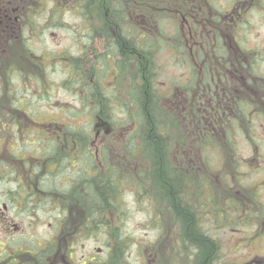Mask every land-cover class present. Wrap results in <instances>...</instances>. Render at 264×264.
Segmentation results:
<instances>
[{"label": "rangeland", "instance_id": "rangeland-1", "mask_svg": "<svg viewBox=\"0 0 264 264\" xmlns=\"http://www.w3.org/2000/svg\"><path fill=\"white\" fill-rule=\"evenodd\" d=\"M37 1L39 7L30 14V16L35 14V26L33 25V33L27 37V40L36 56L43 55L42 62L40 59L37 61L38 58H31L32 62L27 65L20 47H12L6 51L0 50V107L10 105L9 102H13L14 99L24 104L26 114L28 110L31 114H36L33 117L29 115L31 120L26 115L16 118L6 117L5 124L9 126L3 131L0 128V157L7 155L11 157V153L18 155L21 153V157H32L33 149L30 148L31 146L27 147L26 143L34 144L33 129L40 130V127L45 130L52 129L51 123L58 121L71 123L75 129L84 123L85 126H89L88 121L93 120L82 114L75 117L81 107L77 93L82 95L83 87L81 85L73 88L72 85L79 80L77 70L75 69L74 72L72 68L67 69L59 63L63 61L62 59L72 56L79 55L78 57L81 58L80 46L84 41L81 34L87 29L95 30L101 24L103 19L99 5H104L105 0H91L93 6L90 9L91 15L87 19L78 15L75 3L69 7L65 0ZM256 1V3L251 2L249 7L256 4L257 10L251 17L248 15L249 19L245 16L247 19L245 24L238 27L239 35L235 32L234 35L227 32L229 37H227L228 40L225 39L227 44H235L237 40L240 46H245L244 48L249 50L253 49L255 53H258L255 55V64L248 68L250 74L244 76L249 89L244 90V86L239 82L217 81L216 87L225 89L226 94H233L238 103L235 106L233 102L231 108L233 111L230 109V113L221 115L214 124L207 118H203L201 107L195 104V102L200 103L207 91L205 89L207 83L203 82L205 71L196 69L200 79L197 78L195 81L190 77L191 71L182 67V64H185L183 62H186L183 61L184 56L193 60L197 54L195 48L190 52L189 47L192 44L197 45L198 41H202L203 36L212 43L210 31L203 26L194 25L190 17L187 21L184 15L182 16L184 19L182 17L180 19V16L176 17L173 20L176 24L165 27L169 34L180 30L178 40L181 37L179 43L184 47V51L180 56L173 51L157 54L158 65L154 81L157 92L163 97L160 105L167 104L165 99L171 96V88L176 83L199 82V88L175 92L174 95L184 94L182 97L184 105L187 106L183 108L182 113L172 114L170 108L166 109L168 115L166 112V114L159 113L163 122L169 124V128L161 135L164 138L158 152V160L148 141L145 142L144 137L138 136L143 131L139 134L137 130L138 134L135 135L137 138H131L136 149L128 151L123 146L124 138L132 135L134 127L117 129V132L113 134L103 129L100 131L98 129L95 133L96 123L92 128L85 129V134L89 136L90 141H93L85 145L91 148L89 152L94 150L99 152L101 146L104 147L107 161L116 166L120 175L126 176L131 184L125 187V203L120 213L106 212L102 218L103 225L98 231L91 233V236L90 232L82 229L81 226L74 228L76 221L84 219L78 213L79 209L73 207V203H70L67 198L55 200V204L67 211V215L73 220L69 226L66 223L61 231L58 230L57 222L59 221L54 210L57 206L53 202L46 199L42 202L39 213L41 221L38 226L31 227L30 224H26L33 220V206L23 213L26 242L29 243V239H36L41 250L48 252L50 250L49 254L46 253L48 255L44 262H51L54 255L53 241L61 239L70 227L72 233L70 239L73 242L70 249L72 259L66 257V264H83L84 260L86 264H104L112 248L110 247L112 240L116 236L112 229L106 228L111 224V227L118 226L120 235L126 238L123 240V247H126L123 256L127 261L121 264H197V247L187 244L182 246L179 236L181 225L173 220L167 204L163 203L166 197L162 196L163 192L160 190L159 183L153 180L151 185L149 182L152 164L151 174L157 171V166H161L165 175L168 172V174L178 173L180 179L185 177L188 185L185 184L188 187L185 200L190 207L198 212L201 210L200 213H203L202 218L197 214V219L200 221L202 232L212 238L217 245L216 264H244L253 257H264V232L262 231L264 227V107L260 94L264 76V1ZM211 2L212 4L214 2L216 8L225 11L230 0H211ZM40 9L45 11L41 17L38 15ZM54 9H58L56 13L61 15L55 23H52L47 16ZM215 15L216 12L213 11V17ZM244 15L240 17V21L244 20ZM183 20H186L187 24ZM20 24L21 22L18 26ZM214 26L222 28L218 22L214 23ZM17 32L21 34L20 31ZM54 54L60 56L56 57ZM62 55L65 57L62 58ZM201 55L207 58L211 53L206 49ZM227 57V54L216 56L213 53V62L216 65L224 62ZM52 58H56V61ZM82 61L83 64L86 63L84 59ZM177 61L183 62L179 64ZM229 61L238 62L237 54H231ZM6 63L19 65L23 69L19 70L22 74L21 79L6 78L7 70L1 69ZM43 64L51 67L47 70L41 69ZM40 75H43L44 79L37 83L30 78V76L40 78ZM116 80L118 78L115 79L114 74L110 73L103 78L102 83L105 87H109V83ZM211 86L213 89V81ZM121 93L120 89L115 92L119 101L123 99L119 96ZM115 98L111 99L106 109L118 108ZM123 116L122 113H118L114 121L121 120ZM194 120L203 123L205 132L198 131V127L193 123ZM105 124L106 122L103 123L101 120L97 127L105 126ZM16 149H18L17 152H14ZM151 150L153 153L150 154ZM96 162V167L103 174L104 162L101 155L97 156ZM38 172L37 168L36 173ZM200 180L204 181V184H200ZM138 183L141 184L143 193L137 197L135 189ZM69 185L63 179L54 187L63 190ZM150 186L153 187L150 189ZM7 187L11 189L10 185L0 181V211H2L1 204L5 200ZM145 189L150 195L145 194ZM202 204L203 208L200 207ZM67 207L71 208V214H68ZM215 209L222 214L214 221L216 217L212 216L211 212ZM63 219L66 220V218ZM35 248L34 242L26 245L27 251Z\"/></svg>", "mask_w": 264, "mask_h": 264}, {"label": "trees", "instance_id": "trees-1", "mask_svg": "<svg viewBox=\"0 0 264 264\" xmlns=\"http://www.w3.org/2000/svg\"><path fill=\"white\" fill-rule=\"evenodd\" d=\"M235 1L247 2V6L245 7L248 11L247 16L250 15L251 17L252 13L257 10L256 4L249 7L250 3H256V0ZM74 3L78 14L84 19L88 18V16L83 15L84 13L87 15V11L91 15L90 9L93 6L91 0H75ZM103 6L107 14L105 17L103 15L104 11L101 13ZM39 11L40 13L38 15L41 17L45 11ZM57 11L58 9H54L47 18L55 22L61 15V13L57 14ZM99 11L105 22V29L107 31L105 51L95 55L83 52L80 53L81 58L78 57L79 55L72 56L71 58L62 59L63 61L59 63V65H63L67 69L72 68L74 72L76 69L79 80L72 87L78 88L81 85L83 87L82 95L77 93L81 107L78 113L76 112L75 117L82 114L86 118H93V120L88 121L87 125L89 126H85L84 123L80 127H75V129L71 123H64L63 121L52 122V129H41L43 159L41 178L42 182L48 183V186H46L48 189L42 191V198L48 199L50 202L56 199L63 200L66 198L70 200V203L72 202L74 205L73 207L79 209L78 213L84 219L82 221H76L74 228L81 226L82 229L90 232V236L91 233L101 228L103 225L102 218L106 212L114 211L118 214L120 213V209L125 203V187H128L131 181L126 176H121L117 167L107 161L104 154V147L101 146L98 154L89 152L90 148L85 145L93 141L89 140V136L85 134V129L87 127L92 128L96 123L95 133L98 129L99 131L103 129L113 134L117 132V129L134 127L135 129L132 135L124 138L123 146L128 151H132L135 145L131 142V138L136 139L137 137L135 135L138 134L137 132L139 131L140 134V131H143L138 136L144 137L145 142L148 141L149 146L155 151L154 155L156 160H158V152L162 147L161 142L164 138L161 135L169 128V124L163 122V118H161L159 113H167L166 109L169 110V108L173 109L171 111L172 114L177 115L183 112L180 111L182 108H178L176 103L172 104L173 99L170 97L165 99L169 104L161 106L163 97L157 92L155 86L154 79L158 65L156 63L157 54L159 52L164 53V51H173L180 56L184 51V47L179 43L181 38L178 40L180 30H177L176 33L169 34L165 27H171V25L176 24L173 21L174 18L180 16L181 19L184 15L186 18L190 17V19L197 20L198 22L207 20V28L210 30L213 20L215 22L219 20V13L223 15L220 12V8H216L214 2L212 4L211 0H105L104 5H99ZM213 11L216 12L214 17ZM246 20L244 15L243 21H240V19L237 21L236 27L233 29L236 35H239L238 27L245 24ZM167 23L168 25H166ZM235 23L236 20L234 21ZM34 24L35 19L33 17L30 21L29 29L32 30ZM20 31L23 32L22 29ZM211 32L213 38V31ZM20 42L24 48V60H27V65L32 62L31 58H38L37 61L40 59L42 62L43 55L36 56L29 45L27 47L25 46V41ZM211 45H213V42ZM80 49L82 50V46H80ZM208 51H210L211 55L207 58L201 55L202 52L198 51L193 60L184 56L183 61L186 62H182L189 64L187 70L191 71L190 77L193 79H200L197 73L198 69L193 62L203 63L202 71H205V83L212 84L213 77H216L214 76L213 53L217 52L220 55V53L225 54L226 51L220 44L215 46L214 51L213 46ZM241 52L245 56L253 53ZM54 55L56 57L60 56L59 54ZM87 56L89 57V61L85 59ZM61 57L63 58L65 55ZM52 59L56 61V58ZM82 59L85 60V64L82 63ZM177 62L179 64L182 63ZM81 64L85 65L86 68L83 65L81 67ZM6 67L9 68L8 70L6 69L9 72L7 74L9 77L6 76V78L11 80L15 71L14 67L16 66L13 63H6ZM50 67H46L43 64L41 69L47 70ZM110 73L114 74L115 79L118 78L116 80L117 83H115L116 81L111 82L109 83V87H105L102 80ZM43 79V75H40V78L35 76L34 82L37 83V81H42ZM198 84L187 82L185 85H180L176 83L171 88V94H174V91H181L184 88L186 90L199 88ZM176 86L178 87L174 90L173 88ZM117 89L122 90L119 96L123 99L120 101L115 94ZM211 93L213 94V91ZM205 94H208L207 91ZM114 98L115 102L118 103V108L116 110L115 108L112 110L110 108L106 109L111 99ZM9 103L10 105L7 104L4 107H0V110L9 109L11 111L19 109L27 112L21 101H15L13 99V102ZM29 111L28 114H31V111ZM118 113H122L124 116L121 120L114 121V117ZM1 120L2 117L0 116V125L5 128ZM101 120L103 123L106 122L105 126L97 127L101 123ZM193 123L199 124L200 126L202 124L201 121L197 120H194ZM49 126L51 125L49 124ZM77 129L79 130L77 131ZM153 150L150 151V154L153 153ZM100 155L104 162L103 174L96 167V157ZM152 166L150 167L151 172ZM156 168V172L149 173V182L151 185L153 180L159 183L160 190L163 192L162 196L166 197L163 203L165 202L167 204L173 220L181 225L179 236L182 246L187 244L194 248L197 247V264H216L217 245L214 240L202 232L199 221L195 217L196 209L190 207L185 200L188 188L185 177L180 179L178 173L168 174L167 172L165 175L161 166H157ZM63 178H68L65 182L70 185L63 190L57 187L54 189L55 184ZM51 183L54 186H51ZM200 184H204V181L200 180ZM152 187L150 186L149 188L151 189ZM135 190L137 197L143 193L140 183L137 184ZM145 190V194L150 195L147 189ZM203 206L202 204L200 207L203 208ZM58 207L60 212L56 211V213L66 217V212L63 211L61 206ZM67 209L68 214H71V208L67 207ZM121 212L124 213L123 211ZM220 213L216 209V215L219 216ZM62 222L70 225L73 220L68 216ZM109 225L106 228L112 229L111 231H114L116 236L112 240L110 246L112 248H110L104 264H121L127 261L123 256V251L126 248L123 247V240L126 238L120 235L118 226L111 227V224Z\"/></svg>", "mask_w": 264, "mask_h": 264}, {"label": "flooded vegetation", "instance_id": "flooded-vegetation-1", "mask_svg": "<svg viewBox=\"0 0 264 264\" xmlns=\"http://www.w3.org/2000/svg\"><path fill=\"white\" fill-rule=\"evenodd\" d=\"M70 4L74 3L75 0H65ZM234 1L230 4L229 10L225 11L223 18L220 21H216L221 24L222 28L214 26L216 23L213 20V51L216 45H225L223 49L232 50L238 54L240 57L245 55L239 52V47L233 46L229 43L226 45V40L229 35L227 32L232 34V31H229V28H232L234 25V18L239 17L241 14L244 15L248 13L245 7L247 2H242L241 5L235 4ZM37 5L36 0L32 3L30 0H0V40L3 42L0 45V50L6 51L9 48L11 49L10 40L15 38L19 39V33L24 21H26L31 12L35 9ZM104 6L102 7L101 13L104 11ZM83 15L90 16L87 11ZM104 17L107 15L106 12H103ZM247 15V14H246ZM184 19V18H182ZM189 21L188 18H186ZM193 24L202 26L201 22L192 20ZM21 24L18 26V23ZM187 24L186 20H183ZM101 24L95 30L87 29L86 32L81 34L84 41L81 52H87L90 54H99L105 51L106 45V29L105 22H100ZM222 29V30H221ZM112 32V30H111ZM14 34L16 36L14 37ZM183 37V35H182ZM198 41L197 45L189 47L190 52L193 51V48L198 51H205L207 48H204L205 45H208V40ZM228 40V39H227ZM212 44V43H211ZM237 50V51H235ZM89 57L87 56V61ZM95 58V57H93ZM195 63V67L202 69L203 63ZM214 67V76L213 77V89L211 88V83H207V88H205L209 93L205 94L204 97L200 100L198 104L201 107L203 112V118H207L213 124L216 122L221 115L230 113V109L233 106V102L236 104L238 101L235 100L233 94L229 95L225 93V89H218L216 87L217 81H222L226 83L239 82L244 86V90H248L249 86L247 84V79L245 75L250 74L248 68H251V63L242 59L238 62H226L213 64ZM1 69H9L7 67H1ZM14 69H22L21 67H14ZM259 79V78H257ZM1 80V78H0ZM255 80V79H250ZM205 82L206 79H203ZM263 86L261 87L260 94L262 96V104L264 107V76L262 77ZM261 86V80L260 84ZM213 91V94L211 93ZM244 94V93H243ZM181 94L179 95L176 101H172V104H177L178 108H182L180 111H184V99ZM239 106V105H237ZM177 108V109H178ZM233 111V109H231ZM1 117H8L11 115L13 118L25 114L21 110H0ZM264 115V112H263ZM41 132L39 129L35 131L33 141L26 143V146H31L33 149L32 157H21V153L18 155L12 154L0 157V181L10 185L11 189L7 187L4 195V202L1 204L2 211H0V264H43L42 255L40 253L41 246L37 243L36 239H29V243L26 242L25 234V223L22 218V214L30 210V207L34 208V217L32 222L26 223L30 224L31 227L38 226L40 223L39 213L42 206V178H41V146L40 145ZM89 145V144H87ZM89 147V146H88ZM25 149V148H24ZM16 149L14 152H17ZM13 152V153H14ZM97 153V152H96ZM95 153V154H96ZM8 154V152L6 153ZM38 168V173L37 172ZM264 219V216H263ZM58 230L61 231L64 228V223L62 221L57 222ZM261 226V225H260ZM264 232V227L262 228ZM70 227L67 229L66 233L62 235L61 239L53 241L54 255L53 259L47 261L49 264H66V257L72 259V249L73 242L70 239L71 236ZM65 236V237H64ZM34 242L36 248L31 251L26 250V245ZM63 252V253H62ZM65 252V254H64ZM217 253V250H216ZM217 256V254H216ZM45 257V255H44ZM46 260V257H45ZM44 260V261H45ZM45 262V263H47ZM83 264H86L85 260L82 261ZM244 264H264L263 256H256L249 259L248 262Z\"/></svg>", "mask_w": 264, "mask_h": 264}]
</instances>
